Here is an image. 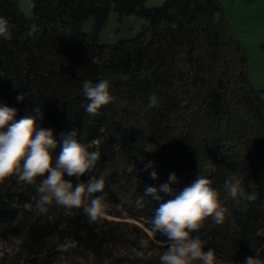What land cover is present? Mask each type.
I'll return each instance as SVG.
<instances>
[{
	"label": "trees",
	"instance_id": "16d2710c",
	"mask_svg": "<svg viewBox=\"0 0 264 264\" xmlns=\"http://www.w3.org/2000/svg\"><path fill=\"white\" fill-rule=\"evenodd\" d=\"M148 1L31 0V18L19 0H0L11 32V39L0 38V105L16 108L17 120L30 116L52 129L54 156L75 130L89 151L100 153L83 181L103 176L118 214L148 225L163 201L145 195L147 187L171 183L175 173L179 183L171 187L178 192L204 175L220 193L225 219L216 224L209 217L192 235L206 242L205 251L233 263L264 256V89L250 79L245 46L220 0H164L156 7ZM113 12L119 24L126 16L147 23L133 37L102 42ZM100 79L109 80L117 99L90 115L82 83ZM151 92L160 102L148 109ZM146 143L155 151H143ZM149 162L153 167L145 170ZM232 174L256 200L227 195L223 184ZM33 192L0 191V236L21 237L32 264L51 263L67 241L105 258L122 235L116 222H92L82 208L37 215Z\"/></svg>",
	"mask_w": 264,
	"mask_h": 264
},
{
	"label": "clouds",
	"instance_id": "9594fccd",
	"mask_svg": "<svg viewBox=\"0 0 264 264\" xmlns=\"http://www.w3.org/2000/svg\"><path fill=\"white\" fill-rule=\"evenodd\" d=\"M0 38L11 39L8 21L4 17H0ZM82 93L87 100L83 105L84 110L90 115H98L103 106L117 99L107 79H100L96 83L85 80ZM23 99V95L17 97L18 102ZM159 102L157 95L151 92L146 108L156 107ZM17 112L14 107L0 105V182L15 177L19 183L36 186L37 215L46 214L47 206L54 202L66 210L82 208L92 222L104 218L110 207L104 192V177L92 175L87 182L81 179L93 171L100 157L99 151H89L90 146L80 142L78 133L73 130L63 137L61 151L54 156L57 141L53 130L38 126L35 118L30 116L17 120ZM143 151L152 152L155 149L152 144L146 143ZM151 167L153 163L149 162L145 170ZM133 170L129 166L128 172ZM150 175L153 179L157 178L155 171ZM169 181L179 183L175 173L170 174ZM171 183L145 189V195L163 201L154 209L151 219L152 230L166 238L165 250L158 257L160 264H217L214 251L210 248L205 251L206 242L192 233L198 232L209 217L216 224L224 222L226 209L221 204L220 193L211 186V180L202 174L178 192L171 187ZM223 188L233 199H257L256 193L245 192L238 174L228 176ZM160 192L174 198L163 200ZM139 202L143 203V197ZM32 207L28 203L24 205L26 210ZM140 243L143 246L145 241L141 240ZM246 264H260V261L248 257Z\"/></svg>",
	"mask_w": 264,
	"mask_h": 264
},
{
	"label": "rangeland",
	"instance_id": "374dc122",
	"mask_svg": "<svg viewBox=\"0 0 264 264\" xmlns=\"http://www.w3.org/2000/svg\"><path fill=\"white\" fill-rule=\"evenodd\" d=\"M220 1L225 7L226 16L235 34L243 42L247 51L248 73L252 83L256 88L264 89V0ZM19 2L22 10L33 18L31 0H19ZM163 2L164 0H150L148 5L156 7ZM117 16L115 12L111 14L107 26L101 33L102 42L111 43L120 38L133 37L147 23L138 16H126L123 23L119 24ZM91 24V21L88 22L85 29L90 30ZM59 65L60 62L56 60V67ZM98 144L96 142V145ZM24 188L30 191L34 190L35 196L32 199L36 203L38 199V193L35 191L36 186L19 183L15 177L0 182V191ZM109 204L110 207L104 218L116 222V228L122 235L118 241L109 246L108 256L97 258L89 252L76 248L71 241H67L57 249L58 252L52 262L47 264H160L158 257L165 250L164 240L166 238L154 232L152 225H148L142 219L118 214L121 210L116 203L109 202ZM47 207L50 211L66 210L54 202ZM135 239L138 240L137 246H134L132 242ZM141 240L145 241L143 246L140 243ZM216 258L217 264H246L233 263L225 257L216 256ZM256 259L260 261V264H264V256H258ZM41 263H44L43 259ZM0 264H32L31 261H28L27 252L22 247L21 237L11 236L5 239L0 236Z\"/></svg>",
	"mask_w": 264,
	"mask_h": 264
},
{
	"label": "crops",
	"instance_id": "0c3cea01",
	"mask_svg": "<svg viewBox=\"0 0 264 264\" xmlns=\"http://www.w3.org/2000/svg\"><path fill=\"white\" fill-rule=\"evenodd\" d=\"M149 2H150V0H149V1L146 3V5H147V6H149V5H148V4H149ZM149 7H150V6H149Z\"/></svg>",
	"mask_w": 264,
	"mask_h": 264
}]
</instances>
